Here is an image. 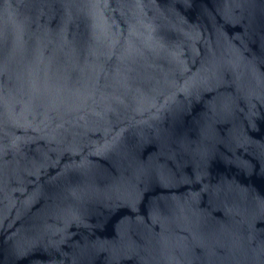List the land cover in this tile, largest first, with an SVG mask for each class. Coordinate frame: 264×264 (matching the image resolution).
<instances>
[{
	"label": "water",
	"instance_id": "95a60500",
	"mask_svg": "<svg viewBox=\"0 0 264 264\" xmlns=\"http://www.w3.org/2000/svg\"><path fill=\"white\" fill-rule=\"evenodd\" d=\"M0 264H264V0H0Z\"/></svg>",
	"mask_w": 264,
	"mask_h": 264
}]
</instances>
